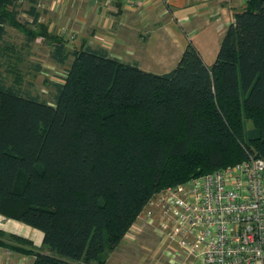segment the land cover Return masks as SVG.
I'll list each match as a JSON object with an SVG mask.
<instances>
[{
	"label": "trees",
	"instance_id": "trees-1",
	"mask_svg": "<svg viewBox=\"0 0 264 264\" xmlns=\"http://www.w3.org/2000/svg\"><path fill=\"white\" fill-rule=\"evenodd\" d=\"M23 1L0 0V65L7 7ZM50 35L55 59L72 57L52 102L0 76V213L40 229L49 252L1 230L0 246L31 264H104L166 178L264 157V0L234 14L210 66L190 42L154 73Z\"/></svg>",
	"mask_w": 264,
	"mask_h": 264
},
{
	"label": "built area",
	"instance_id": "built-area-1",
	"mask_svg": "<svg viewBox=\"0 0 264 264\" xmlns=\"http://www.w3.org/2000/svg\"><path fill=\"white\" fill-rule=\"evenodd\" d=\"M124 1L130 6L144 3ZM42 4L34 3L39 14L46 7ZM22 14L32 21L27 12ZM141 212L137 219L156 238L154 252L162 251L170 264H264V157L250 154L163 188ZM136 222L123 238L132 240L141 232Z\"/></svg>",
	"mask_w": 264,
	"mask_h": 264
},
{
	"label": "crops",
	"instance_id": "crops-1",
	"mask_svg": "<svg viewBox=\"0 0 264 264\" xmlns=\"http://www.w3.org/2000/svg\"><path fill=\"white\" fill-rule=\"evenodd\" d=\"M246 2L144 0L140 6H130L123 0H72L68 4L77 9L78 16L67 25L74 28L77 24V48L101 46L112 57L135 63L145 71L163 73L177 64L189 42L205 65L210 66L221 35ZM99 7L109 11L98 14ZM84 13H88V19L82 22ZM36 23H40L38 18ZM0 230L29 239L37 249L49 252L43 244V232L38 228L0 213ZM31 260L30 255L0 246V264H31ZM151 261L141 264L153 263L156 259L152 257Z\"/></svg>",
	"mask_w": 264,
	"mask_h": 264
},
{
	"label": "rangeland",
	"instance_id": "rangeland-1",
	"mask_svg": "<svg viewBox=\"0 0 264 264\" xmlns=\"http://www.w3.org/2000/svg\"><path fill=\"white\" fill-rule=\"evenodd\" d=\"M45 9L39 14V22L47 28L45 34L40 25L30 26L22 12L30 7V1L24 0L21 4L7 7L6 33L2 41L0 76L7 85H13L20 92L37 95L48 101L53 100L55 83L62 81L72 57L69 55L65 64L59 63L52 55L54 44L59 41L53 35L61 36L65 40L66 50L70 52L79 44L77 24L70 28L67 23H73L77 18V9L68 4L72 0H42ZM98 14L108 9L98 8ZM82 22L87 21L88 13H84ZM76 23V22H75ZM40 31H43L41 33ZM36 33L33 36V33ZM38 36V37H37ZM37 37V38H36ZM253 126V122L246 120V127ZM171 179L166 178L161 188L168 187ZM168 185V186H167ZM164 187V188H166ZM142 210V209H141ZM139 211V213L141 212ZM138 213V214H139ZM137 214V215H138ZM142 214V212H141ZM142 226L141 232L135 238H121L117 246L106 250L104 264H141L143 261L152 262V256L159 257L149 264H170L162 251L157 250L156 238L147 225L137 219ZM0 239H3L0 237ZM155 253V254H154ZM24 254V253H22Z\"/></svg>",
	"mask_w": 264,
	"mask_h": 264
}]
</instances>
